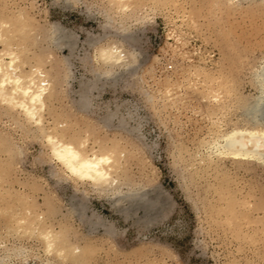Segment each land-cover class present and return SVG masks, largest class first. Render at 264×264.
Returning a JSON list of instances; mask_svg holds the SVG:
<instances>
[{
    "label": "rangeland",
    "instance_id": "374dc122",
    "mask_svg": "<svg viewBox=\"0 0 264 264\" xmlns=\"http://www.w3.org/2000/svg\"><path fill=\"white\" fill-rule=\"evenodd\" d=\"M8 49L52 86L38 123L0 104V264H264V161L220 150L251 125L264 0H0ZM52 135L111 155L112 183Z\"/></svg>",
    "mask_w": 264,
    "mask_h": 264
},
{
    "label": "bare ground",
    "instance_id": "6f19581e",
    "mask_svg": "<svg viewBox=\"0 0 264 264\" xmlns=\"http://www.w3.org/2000/svg\"><path fill=\"white\" fill-rule=\"evenodd\" d=\"M3 24V26L7 25L4 22ZM17 51L8 49L5 53L6 57H0V104L9 106L10 109H19L28 123H38L41 120L40 111L44 108L45 97L48 95L52 83L51 80L44 77L43 71L40 69L41 64L32 66V70L26 74L20 70L19 60L21 59ZM95 54L96 60L100 64L113 66L123 61L112 44L97 49ZM256 83L258 84L259 95L244 108L245 112L253 114L252 119L247 120V122H251V125L246 128L235 129L226 135L220 150L233 157L264 161V66L257 73ZM48 142L51 144L52 156L76 179L89 181L97 186L112 183L109 171L112 162L111 155L106 153L85 155L72 142L61 141L53 135L48 136ZM131 195V192H127L129 198L132 197ZM36 220L38 221V219ZM23 221L31 227L36 224V221L33 224V219L27 221L24 218ZM42 234L43 238L46 239L47 246L50 247L55 243L54 233L46 231Z\"/></svg>",
    "mask_w": 264,
    "mask_h": 264
}]
</instances>
